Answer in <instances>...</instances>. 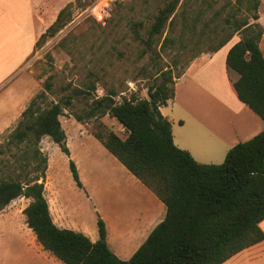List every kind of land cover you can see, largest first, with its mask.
<instances>
[{
    "label": "trees",
    "instance_id": "obj_1",
    "mask_svg": "<svg viewBox=\"0 0 264 264\" xmlns=\"http://www.w3.org/2000/svg\"><path fill=\"white\" fill-rule=\"evenodd\" d=\"M78 3L75 0L62 8L38 42L53 38ZM259 5L260 0H166L145 28V36L137 30L142 23L132 31L147 51L159 45L163 52L175 44L182 51L191 50L190 62L217 52L238 33L240 40L227 52L226 68L237 75L232 87L238 100L264 122V58L258 46L263 30L256 22ZM157 72L159 80L148 87L146 98L132 95L116 102L111 92L92 99L84 116H107L123 129L121 137L99 123L102 130L92 136L165 208L164 218L127 261L109 249L102 219L97 220L98 238L92 242L83 233L57 227L44 197L47 158L39 149L41 138L48 137L68 156L59 118L74 98L91 94L73 91L47 104L46 94H52L51 77H47L43 90L31 99L7 135L6 148L17 153L3 163L0 212L15 199H29L22 211L27 228L42 250L63 264H223L264 240L259 227L264 220V130L233 146L219 165L196 162L174 144L171 124L160 112L173 99L174 81L182 72L176 77L170 69ZM76 119L82 121L80 116ZM69 170L81 188L72 161Z\"/></svg>",
    "mask_w": 264,
    "mask_h": 264
},
{
    "label": "rangeland",
    "instance_id": "obj_2",
    "mask_svg": "<svg viewBox=\"0 0 264 264\" xmlns=\"http://www.w3.org/2000/svg\"><path fill=\"white\" fill-rule=\"evenodd\" d=\"M37 1L40 15L49 22L68 3H75V0ZM96 1L79 0L67 24L53 38L40 42L38 38L35 47H22V64L1 69L0 175L4 161H11L10 155L17 153L12 147L6 148L7 135L31 99L43 90L47 77L52 82V94H46L47 104L57 103L73 91L90 93L74 98L59 118L68 156L48 137L41 138L39 149L47 158L44 197L58 227L92 239L97 237V220L102 219L109 249L118 259L127 261L160 222L164 210L160 206L156 216L153 215L155 196L92 136V132L102 130L99 123L121 137L123 129L107 116L96 119L84 116L92 99L111 92L116 94V102L132 95L146 98L148 87L159 80L158 70L170 69L173 77L178 76L193 52L182 51L176 44L163 52L159 51V45L147 51L134 38V25L142 23L137 30L145 36V28L166 0H117L109 4L102 21L87 13ZM199 141L195 139V143ZM225 156L220 159L217 154L212 165L223 163ZM69 161L75 164L81 188L72 180ZM29 202L25 198L15 199L0 212V264L58 261L42 250L25 224L22 211Z\"/></svg>",
    "mask_w": 264,
    "mask_h": 264
},
{
    "label": "crops",
    "instance_id": "obj_3",
    "mask_svg": "<svg viewBox=\"0 0 264 264\" xmlns=\"http://www.w3.org/2000/svg\"><path fill=\"white\" fill-rule=\"evenodd\" d=\"M46 18L40 15L37 0H0V73L6 66L22 64V47H35L39 36L56 19L50 24ZM256 22L263 30L258 46L264 58V0H260ZM239 40L235 33L217 52L192 60L174 81L173 99L160 108L171 124L174 144L200 164L212 165L217 154L221 159L233 146L264 130V122L238 100L232 87L237 75L226 68L227 52ZM195 139L201 141L195 143ZM155 200L158 203H154L153 215L160 206L165 215L164 205ZM259 227L264 233V220ZM97 238L89 239L94 242ZM56 264L63 263L58 260ZM223 264H264V240Z\"/></svg>",
    "mask_w": 264,
    "mask_h": 264
},
{
    "label": "built area",
    "instance_id": "obj_4",
    "mask_svg": "<svg viewBox=\"0 0 264 264\" xmlns=\"http://www.w3.org/2000/svg\"><path fill=\"white\" fill-rule=\"evenodd\" d=\"M115 1L117 0H97L89 7L87 13L94 19L102 21L105 18L104 14L107 10V7L111 2Z\"/></svg>",
    "mask_w": 264,
    "mask_h": 264
}]
</instances>
